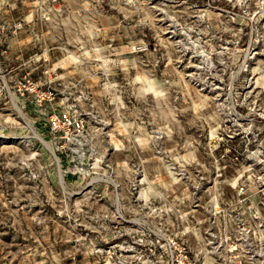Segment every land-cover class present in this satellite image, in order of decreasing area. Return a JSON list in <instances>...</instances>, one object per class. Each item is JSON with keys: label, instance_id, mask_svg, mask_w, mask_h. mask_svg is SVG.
Masks as SVG:
<instances>
[{"label": "rangeland", "instance_id": "374dc122", "mask_svg": "<svg viewBox=\"0 0 264 264\" xmlns=\"http://www.w3.org/2000/svg\"><path fill=\"white\" fill-rule=\"evenodd\" d=\"M140 178L192 264H264V0H0V264H169L107 220Z\"/></svg>", "mask_w": 264, "mask_h": 264}, {"label": "built area", "instance_id": "2783aa9c", "mask_svg": "<svg viewBox=\"0 0 264 264\" xmlns=\"http://www.w3.org/2000/svg\"><path fill=\"white\" fill-rule=\"evenodd\" d=\"M64 123L68 127L76 130L77 133L80 131L81 122L76 119L65 115ZM133 180L131 182L130 188L126 193V198H124L118 191L114 193L115 199V209L114 213L112 210V216L109 217V221H113L116 217L122 218L126 224L129 226V229L126 233L129 237H134L139 230L138 240L142 244H151V245H160L165 244L167 248H164L169 251L168 258L169 264H192L191 259L188 257L185 252L184 244L188 243V239L177 238L175 233H171L165 227V224L159 220V209L156 208L154 202L149 201L146 197L141 196V189L139 188V181ZM245 185L243 183H236V192L237 195L242 196L245 194ZM129 203H132L136 207V211L132 214L133 211L129 209ZM125 212L127 215L125 217ZM114 216V218H113ZM135 239H130L134 241ZM216 241V239H214ZM217 243L221 242V239L216 241ZM183 244V245H181ZM150 258V257H149ZM147 260V259H146ZM150 263L157 264L155 258L150 259ZM149 263V264H150ZM168 264V263H167Z\"/></svg>", "mask_w": 264, "mask_h": 264}, {"label": "bare ground", "instance_id": "6f19581e", "mask_svg": "<svg viewBox=\"0 0 264 264\" xmlns=\"http://www.w3.org/2000/svg\"><path fill=\"white\" fill-rule=\"evenodd\" d=\"M216 99L219 101V100H221L222 99V95L221 94H216ZM219 103H221V102H219ZM50 151H51V153H52V156L54 157V159L56 160V162H59L60 160L58 159V157L55 155V153H54V151H53V149H52V147L50 146Z\"/></svg>", "mask_w": 264, "mask_h": 264}]
</instances>
